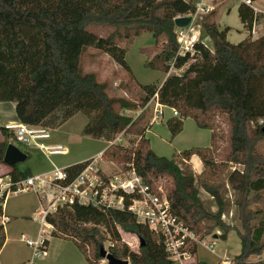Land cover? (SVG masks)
Masks as SVG:
<instances>
[{
	"label": "trees",
	"instance_id": "obj_1",
	"mask_svg": "<svg viewBox=\"0 0 264 264\" xmlns=\"http://www.w3.org/2000/svg\"><path fill=\"white\" fill-rule=\"evenodd\" d=\"M252 3L259 0H250ZM197 0H0V102L15 103L19 122L31 126L52 128L61 126L77 114L89 122L83 135L111 142L118 134L129 130L139 135L134 147L109 145L103 155L125 171L135 169L150 186L168 177L167 192L171 211L178 220L203 240L219 228L225 240L230 231L240 239V254L232 264H252L250 258L264 253V212L252 208L260 202L264 191V154L259 144L264 139L260 121H264V35L253 40L249 35L235 44L228 40L230 28L221 30L214 11L202 22V40L194 44L195 53L180 54L175 20L195 13ZM240 20L250 34L259 14L247 5L238 7ZM90 25L115 28L105 37L89 32ZM150 32L162 51L145 66L168 74L162 84L140 85L145 96L139 103L110 97L105 84L93 73H84L80 62L87 48L108 54L113 61L133 76L126 60L123 39L133 42ZM171 65L182 74L169 75ZM176 109L179 117L167 120L172 139L192 118L201 129H209L211 145L182 151L177 158L155 154L146 130L139 129L141 119L133 120L124 111L144 108L150 101ZM223 115L229 123L228 149L219 154L217 131L212 119ZM52 122V124H51ZM56 126L55 124H53ZM0 162L14 134L0 127ZM28 156L30 154L27 152ZM198 156L203 171L197 175L185 173L177 163ZM86 162L64 169L66 182L76 178ZM242 166L225 178L229 164ZM31 175L29 170L12 167L10 189ZM228 184L237 193L236 205L240 226L231 227L222 221L225 202L222 191ZM203 189L213 197L218 211H208L199 197ZM7 193L0 197V252L6 242L3 221ZM124 210H100L92 206L74 205L59 208L47 217L52 226L51 237L72 241L88 264H101L108 241H114L108 253L129 264H175L166 251L163 239L148 226L138 222L125 198ZM212 222V224H210ZM103 228L106 232H104ZM121 232L136 236L140 247L133 251L122 241ZM48 246L49 240L44 238ZM195 255L198 244L190 243ZM196 264H201L196 262Z\"/></svg>",
	"mask_w": 264,
	"mask_h": 264
},
{
	"label": "rangeland",
	"instance_id": "obj_2",
	"mask_svg": "<svg viewBox=\"0 0 264 264\" xmlns=\"http://www.w3.org/2000/svg\"><path fill=\"white\" fill-rule=\"evenodd\" d=\"M241 0H216L214 4V16L211 18L219 25L221 30L225 28H230L227 34V38L232 43H239L247 35V30L244 29L243 24L240 20L238 7ZM257 7H262L256 4ZM264 7V3H263ZM203 19H198L195 21V28L200 31L202 40L209 47H211V40L208 37L203 36L202 22ZM261 19L263 21H257L256 27L254 28L256 34L248 32L247 37L250 35L253 40L259 38L261 35L264 24V14ZM260 19V20H261ZM198 25L200 27H198ZM198 27V28H197ZM89 32L95 33L100 37H105L110 35L115 31V28L102 26V25H90L87 27ZM247 31V32H246ZM133 42L131 40L123 39L120 41L119 45L126 48V60L132 69V75L127 73L124 69L118 66L113 59L106 53H103L97 49L87 48L82 57L80 66L84 73H93L96 75L97 80L106 86V92L110 97H119L126 100L139 103L141 99L145 96L140 85H150V84H162L166 77V73L161 70H154L147 68L145 66L147 59H153L156 55L160 54L162 51V44H156L150 32H145L140 36L136 37ZM188 68V65L177 70L171 65L169 75L171 74H182L183 71ZM165 111V116L158 120L157 123L153 124V118L155 116V102L150 101L144 108H140L136 111H124L123 114L132 117L133 120L138 118L142 121L139 123V129L148 130L145 132L146 138L150 141V147L152 151L160 157H166L172 159L178 156L182 151L189 150L191 148H205L211 145V131L209 129H201L197 126L195 120L192 118H187L184 120L183 131L172 139L170 131L166 125V122L171 117V112L167 109ZM89 122V118L82 114H77L70 122L64 127L63 131L66 132H55L54 140H60L66 149L68 150L67 155H53L50 156L51 160L54 162L57 168L60 170L65 169L66 165L72 162L79 163L88 159L89 157L96 158V154L107 146L106 140L94 139L83 135V129L85 125ZM212 123L217 131V141L220 147L219 154L224 155L227 151L228 140H229V123L226 118L221 114H216L212 119ZM52 124V122H51ZM55 124L56 126H54ZM51 126L52 130L59 127L56 121ZM264 126V121H260V127ZM139 135L134 131H128L126 133H121L116 136L114 140L110 142L113 144H120L126 147H134L135 143L139 140ZM0 140L2 136L0 133ZM53 140V141H54ZM10 143L15 144L24 152H29L25 145L14 142V138L10 139ZM51 143V142H50ZM136 147V145H135ZM260 152L264 154V139L259 144ZM31 160L29 159L26 163H21L18 165L20 169H25L39 163L40 158L45 160L41 155L40 151L35 150L31 154ZM93 159V158H92ZM100 161V167L108 174H116L117 172L125 171L121 166L108 161L106 157H103ZM177 163L180 168L185 172L189 173L194 171L192 167H189L186 162L178 158ZM0 165L5 166L4 162H0ZM204 169V167H203ZM243 170L242 166L233 163L229 164L228 171L225 173L224 177L227 178L230 173L234 170ZM203 171V170H202ZM5 175L1 174L0 178ZM197 180V175L194 174ZM7 180L2 181L5 183ZM154 185L163 188L165 192L171 185V179L168 177L160 178L154 181ZM262 198L260 202L253 205L252 208L255 210H260L264 212V191L260 193ZM199 197L202 200L205 208L208 211L216 213L218 211V206L216 201L211 195L205 192L203 189H199ZM222 197L225 202V210L222 216V221L227 225L234 227L240 226L238 217V206L236 205L237 193L231 189V187L226 184V187L222 191ZM36 195L31 192H19L17 194L11 195L5 204L6 214L10 215L11 222L8 223L7 229L11 234V241L9 247L4 252V258L6 259L12 250L21 254L22 257H27L28 254L32 255L33 249L20 241L22 235H26L28 238L35 240L29 233H37L39 231L41 223H33L29 218H19L15 217L26 216L30 217L32 211L39 208V203L37 201ZM8 220V222L10 221ZM212 224V222L210 223ZM41 229V228H40ZM106 232L103 228H101ZM44 238L51 240V248L49 250V259H38L34 264H76V258L74 256L76 246L72 241L55 238L51 239L50 231L45 229ZM222 231L219 228L213 230V233L207 235L202 241L210 243L212 238L217 237V245L215 246L214 252L210 251L201 244H198V250L194 258L188 262V264H193L194 261L201 264H224V255H229L231 259L229 264H232L233 260L240 254L241 246L240 239L236 235V241L231 238L228 241L221 239ZM122 241L118 242V246L122 244H127L129 248L133 251H137L140 247V240L138 237L125 232H121ZM15 239V240H14ZM114 241H108L105 244V250L109 251L111 243ZM79 250V249H78ZM80 251V250H79ZM82 254V253H81ZM83 255V254H82ZM84 256V255H83ZM85 258V257H84ZM86 260V259H85ZM228 261V259H227ZM252 264H264V253L260 257L250 258ZM101 264H108L106 260H102ZM175 264H182L176 262Z\"/></svg>",
	"mask_w": 264,
	"mask_h": 264
},
{
	"label": "built area",
	"instance_id": "obj_3",
	"mask_svg": "<svg viewBox=\"0 0 264 264\" xmlns=\"http://www.w3.org/2000/svg\"><path fill=\"white\" fill-rule=\"evenodd\" d=\"M215 2L216 0H197L195 13L189 15L192 17L191 25L184 29L177 28L180 54L190 52L193 55L195 53L194 44L199 42V37H201L200 31L195 28V21L203 19L204 16L214 11ZM243 2L255 10L250 0ZM255 12L259 14L256 10ZM256 24L257 22L252 28L254 34ZM152 102H155V116L152 120L154 123L165 116L166 107L154 99ZM170 112L172 117H179L176 109L170 108ZM4 127L14 134V142L40 150L48 157L68 154V150L63 145L49 143L52 134L48 127L31 126L19 121L6 124ZM103 157L101 153L96 158L85 161L81 172L70 182H66L67 175L64 169L54 168L49 175L31 176L17 185L16 192L33 191L38 195L40 202L38 216L42 225L43 238L32 241L25 235L21 237L22 241L33 249V260L29 264L47 256L48 246L44 241V228L47 226L46 220L49 214L59 208L74 205L92 206L100 210H124L126 196H130L131 202L128 210L135 214L138 222L148 226L151 231L163 239L166 251L174 262L184 264L186 260L192 258L193 254L188 249L190 243L195 242L214 251L218 239L212 238L210 243L199 241L198 237L185 227L171 211L167 192L163 188L147 185L133 168L116 174L106 173L100 167V161L104 160ZM10 187V180L0 183V197L12 192Z\"/></svg>",
	"mask_w": 264,
	"mask_h": 264
},
{
	"label": "crops",
	"instance_id": "obj_4",
	"mask_svg": "<svg viewBox=\"0 0 264 264\" xmlns=\"http://www.w3.org/2000/svg\"><path fill=\"white\" fill-rule=\"evenodd\" d=\"M244 0H241V3L243 2ZM263 3H264V0H259V1H256V2H254L253 3V7L255 8V10L257 11V12H259V21H263L262 19H261V17H262V15L264 14V7H263ZM256 4H258V5H260V6H262V7H257V5ZM215 15V14H214ZM261 19V20H260ZM218 25V24H217ZM244 27V26H243ZM262 27H264V24L262 25ZM247 32V31H246ZM251 33H252V31H251ZM257 33V32H256ZM255 33V34H256ZM255 34H253L254 36H255ZM247 35H248V32H247ZM247 35L245 36V38H247ZM264 35V28H263V31H262V33H261V35L259 36V37H261V36H263ZM244 38V39H245ZM243 39V40H244ZM258 39V38H257ZM242 41V40H241ZM240 41V42H241ZM235 44H237V43H235ZM167 76H168V74H166V77H165V79L167 78ZM165 79H164V81H165ZM163 81V82H164ZM162 82V83H163ZM166 109L167 110H169L170 111V108H167L166 107ZM76 116V115H75ZM74 116V117H75ZM74 117H72V118H74ZM171 117H172V114H171ZM72 118H70L68 121H66L65 123H63L61 126H59L57 129H55V130H52V137H51V139L49 140V143L51 144V145H55V144H61V145H63L62 143H60V140H54V133L55 132H63V134L65 135L66 134V132H64L63 131V129H64V127L70 122V120H72ZM163 118V117H162ZM162 118H159L158 120H160V119H162ZM158 120H156L154 123H152V125L153 124H155V123H157L158 122ZM19 120H18V118H17V114H16V108H15V103H13V102H0V127L1 126H5L6 124H9V123H15V122H18ZM148 132V130H146V133ZM89 137V136H88ZM145 137H146V135H145ZM148 139V138H147ZM54 140V141H53ZM102 140V139H101ZM107 142V146L104 148V149H102L101 151H99L97 154H96V156H98L99 154H101V153H104V151L109 147V145H110V142H108V141H106ZM64 146V145H63ZM65 147V146H64ZM27 148V150L28 151H30V154L33 152V151H35V150H37V149H35V148H30V147H26ZM66 148V147H65ZM38 151H40V150H38ZM26 153V152H25ZM29 153V152H28ZM40 153H41V155L44 157V159L45 160H43V159H41L40 158V160H39V163H36V164H34L33 166H30V167H28V168H25V169H20L19 167V170H21V171H25V170H29L30 171V173H31V175L32 176H35V175H42V174H45V175H49L53 170H54V168H57L56 167V165L54 164V162L51 160V158L50 157H48L45 153H43L42 151H40ZM104 156V155H103ZM92 158H94L93 156L92 157H89L88 159H85L84 161H81V162H79V163H74V162H72V163H70V164H73V165H76V164H80V163H83V162H85V161H88V160H90V159H92ZM31 160V155L29 156V158H28V160ZM27 160V161H28ZM26 161V162H27ZM109 161V160H108ZM184 162H186L187 163V165L189 166V167H192V169H193V171H194V174L195 175H198L199 173H201L202 172V170H203V164H202V162H201V160H200V158L198 157V156H193L192 158H191V160L188 162V161H185V160H183ZM25 162V163H26ZM66 166H72V165H66ZM67 168V167H66ZM12 171V168L11 167H9V166H7V165H5V166H2V165H0V172H1V174H3V175H5L4 177H2V178H0V183L2 182V181H4V180H7V181H9L10 179H9V174H10V172ZM31 177V176H30ZM20 192H31V191H20ZM17 193H19V191L18 192H10V193H8L7 194V197H6V201H7V199L11 196V195H14V194H17ZM34 193V192H33ZM35 194V193H34ZM36 195V194H35ZM36 198H38L37 199V201H38V203H39V208H37L36 210H34V211H32V213H31V215H30V217H26V216H20V217H15V219H19V218H29V219H31L32 220V222L33 223H37L38 221H39V216H38V211H39V209H40V202H39V197H38V195H36ZM6 201H5V204H6ZM5 204H4V207H5ZM4 215H5V217L3 218V220H4V222H7V224H5V230H6V236H7V238H6V242H5V245H4V247H3V249L1 250V252H0V264H29L32 260H33V251H32V255L30 256V254H28V256L27 257H22L21 256V254H19L18 252H16V251H14V250H12V252H10V254L8 255V257L5 259L4 258V252H5V250L9 247V244H10V241H11V234H10V232L8 231V229H7V225H8V223H10L11 222V220H10V215H8V214H6V211H5V208H4ZM8 220H10L9 222H8ZM40 222V221H39ZM41 228V229H40ZM40 228H39V231L37 232V233H29L30 234V236H32L35 240H32V239H30V238H28V239H30V240H32V241H37L39 238H43V235L41 234V231H42V227L40 226ZM45 229H47L48 231H52V226L51 225H49V224H47V226L45 227ZM25 235V234H24ZM236 232L235 231H230L229 233H228V235H227V238L224 240L225 242L226 241H228V240H230L231 238H233L235 241H236V239H237V237H236ZM23 236V235H22ZM26 236V235H25ZM27 237V236H26ZM215 238H217V237H215ZM51 239H54V237H52ZM239 239V238H238ZM15 240V239H14ZM20 241L21 242H23L22 241V239H20ZM240 241V240H239ZM24 243V242H23ZM240 246H241V244H240ZM75 247V251H77V252H74V256H75V258H76V264H88V262L85 260V258H84V256L81 254V252L78 250V248L76 247V246H74ZM50 248H51V240H49V243H48V253H47V256L45 257V258H43V261L45 260V259H49V257H50V253H49V250H50ZM241 248V247H240ZM215 250V249H214ZM214 252V251H213ZM194 256L195 255H193L192 256V258L191 259H189V260H186L185 262H184V264H188V262L189 261H191L193 258H194ZM224 264H229L230 262V260L231 259H233L232 257H230L229 255H224ZM227 259H228V261H227ZM41 260V259H40ZM36 260H34V262H35ZM34 262H33V264H34ZM193 264H196V261H194L193 262Z\"/></svg>",
	"mask_w": 264,
	"mask_h": 264
},
{
	"label": "water",
	"instance_id": "obj_5",
	"mask_svg": "<svg viewBox=\"0 0 264 264\" xmlns=\"http://www.w3.org/2000/svg\"><path fill=\"white\" fill-rule=\"evenodd\" d=\"M192 23L191 16L181 17L175 20L176 27L179 29H184L190 26ZM261 131L264 135V126L261 128ZM29 156L23 150H21L15 144H9L3 158L5 165L9 167L18 166L21 163H25L28 160ZM103 259H106L108 264H129L128 261L118 260L115 256L108 253L107 250L103 251Z\"/></svg>",
	"mask_w": 264,
	"mask_h": 264
}]
</instances>
